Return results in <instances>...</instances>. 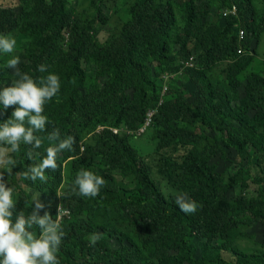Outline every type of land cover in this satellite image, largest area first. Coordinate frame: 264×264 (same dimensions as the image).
I'll list each match as a JSON object with an SVG mask.
<instances>
[{
	"label": "trees",
	"instance_id": "obj_1",
	"mask_svg": "<svg viewBox=\"0 0 264 264\" xmlns=\"http://www.w3.org/2000/svg\"><path fill=\"white\" fill-rule=\"evenodd\" d=\"M214 2L222 10L236 5L238 17L220 12L223 23L210 22ZM21 6L22 17L13 8L0 7V34L19 31L28 38L19 69L37 80L49 72L57 74L61 88L45 105L49 122L37 133L43 138L41 147L21 144L11 153L17 165L10 185L16 189V211L27 215L34 203L20 182L57 199L64 164L71 159L73 173L63 195L68 214L61 220L65 235L57 253L60 264H264V76L249 70L253 49L264 34V3L136 0L121 33L105 44L99 43L98 34L100 23L108 18L100 8L91 17L76 11L68 0H21ZM240 27L245 32L241 42ZM240 45L252 53L239 55ZM191 55L195 65L181 71ZM84 63L95 67V75ZM221 63H226L225 82L213 83L208 73ZM41 64L47 66L44 73L38 70ZM179 71L195 92L169 81L152 118L153 138L159 152L182 149L177 157L162 156L159 173L171 193H187L197 202L194 214L182 212L164 196L148 164L137 158L127 137L112 129L124 125L137 131L162 98L163 75ZM8 75L9 68L0 61V84ZM152 102L155 107L149 106ZM14 108L0 104V123ZM99 124L105 128L96 146L82 151V134ZM56 129L61 138L74 137L73 149L58 155L57 169H46L45 182L25 179L21 173L46 155L47 135ZM227 149L236 152L239 168L228 182L213 163L226 159ZM94 157L100 158L102 169L90 170L106 182L99 195L72 193L76 173ZM252 168L258 170L257 194L242 193L232 206L231 190L246 186L245 176ZM114 172L131 178L133 186L119 184ZM39 215H44L41 209ZM254 225L262 228V244L246 251L240 245L241 234ZM93 232L102 234L95 246L88 241Z\"/></svg>",
	"mask_w": 264,
	"mask_h": 264
},
{
	"label": "clouds",
	"instance_id": "obj_2",
	"mask_svg": "<svg viewBox=\"0 0 264 264\" xmlns=\"http://www.w3.org/2000/svg\"><path fill=\"white\" fill-rule=\"evenodd\" d=\"M16 44L13 35L0 34V53L10 56L6 66L14 70L11 84L0 88V104L5 109L15 106L11 117L0 123V169H3L0 171V264H60L57 253L65 235L60 223L64 210L58 207L56 220L47 212L41 216L39 210L44 205L38 197H33L34 207L29 214L17 212L14 189L4 179V173L11 174L17 165L11 153L18 152L21 144L31 145L34 149L41 147L43 138L37 133L44 132L49 122L43 114L45 105L58 95L61 88L57 74L49 72L37 80L22 72L18 67L20 57L13 55ZM38 70L44 73L47 66L41 64ZM47 140L50 143L45 149L46 155L39 163L32 164L21 173L25 179L45 182L46 169H57L58 155L66 150L71 151L75 143L72 136L61 138L58 129L49 133ZM105 183L102 176L82 167L75 175L71 192L94 198ZM175 203L186 214H194L199 207L187 193L176 194ZM101 238V233L93 232L88 237L89 244L95 246Z\"/></svg>",
	"mask_w": 264,
	"mask_h": 264
},
{
	"label": "rangeland",
	"instance_id": "obj_3",
	"mask_svg": "<svg viewBox=\"0 0 264 264\" xmlns=\"http://www.w3.org/2000/svg\"><path fill=\"white\" fill-rule=\"evenodd\" d=\"M136 0H68L69 4L75 8L76 11L90 15L91 17H95L98 9L100 8L101 11L105 14V16L108 18V21L106 23H100L101 30L98 34V40L99 43L105 44L108 38L112 36L119 35L122 31L123 25L126 21L130 19V11L131 8ZM257 6H263L264 0H256ZM0 7H10L15 9L17 14L22 13V6H21V0H0ZM222 9L219 8V3L214 2L213 3V10L212 15L208 19L211 21H219L223 23V20L221 18ZM22 17V14L20 15ZM177 20L178 25L180 28L183 27L184 22L182 21L180 14H177ZM13 35L16 40V50L13 53V55H18L20 57V65L24 62V54L26 49L29 47V39L24 37L19 31H16L15 33L11 34ZM61 44L63 47H66L67 44V38H63L61 40ZM175 47H177V44H174ZM253 49V47H252ZM255 57L251 64V67L249 68L250 71H256L264 76V34L261 36V41L259 44L255 45V49H253ZM10 58L9 55L0 53V61L6 65L7 60ZM226 63H221L218 66H216L213 70H211L208 74L213 83H219V82H225V75H224V67ZM84 68L87 70V72L90 75H95V67L93 65H87L83 64ZM13 69L9 68V75L2 81L0 84V88L4 86H8L11 84V81L13 79ZM169 72H166L167 74ZM164 74V75H165ZM172 74V78L169 80L175 81L176 84L179 86L185 87L189 92L193 93L195 92V88L193 85L188 82L183 77L182 72L178 73H170ZM163 75V83H165ZM246 75L247 73H244L240 78L242 81V86L239 88V92L241 96H244V86L246 83ZM101 83L103 84V79H100ZM161 81V80H160ZM170 82H168L170 84ZM167 83V84H168ZM155 104L152 102L149 104V106H154ZM155 107V106H154ZM154 109V108H153ZM104 124H99L95 129L89 128L82 134V150L87 147H95L97 137L102 135V131L105 128L103 126ZM108 125H106L107 127ZM119 128L120 131L118 134L122 137H127L128 143L130 146L133 147L134 151L136 152L137 158L141 159L143 162L148 164V166L151 169V176L155 180L156 184L160 188L161 192L164 194V196L175 203L176 194L171 193V189L168 187L167 182L162 177V175L159 173V165H160V159L162 156H168V157H177L179 154L182 153V149L179 148V151L175 150L174 148H169L165 151H157L156 149V142L153 138L155 134V129L151 125L143 132L136 133L135 131H130L125 127L124 125H121L120 127H112V129ZM227 158L226 159H215L213 160V163L216 165L217 170L221 173V175L224 177L225 181H229L230 177L233 176L238 171V166L236 164L237 162V154L233 149H227ZM71 159L65 162L64 169H63V176H64V183L60 187L57 199L53 198L49 195L47 191H40L36 189H32L28 187L27 185L20 182V187L24 188L28 195L33 197H38L39 201L44 205V207L41 209L43 213L45 212L49 213L53 220L57 219L58 214V207L61 206L64 210L63 213L60 216V223L66 214L68 212L64 209L63 205V195L67 191L68 188V180L70 175L73 173V167L71 163ZM85 169H96L100 170L102 169L101 160L98 157H94L90 162L89 165L85 167ZM0 171H3V169H0ZM258 174V170L256 168H252L250 170V175L246 178V186L241 188L240 185H235L230 193V202L232 206L235 205V200L242 194L246 196H252L256 195L258 191V185L256 184L254 178ZM11 174H8L7 172L4 173V179L8 182V185L13 188V186L10 185V178ZM114 176L117 179V182L124 187H131L133 186V180L131 178H127L124 175L120 173H115ZM16 193V189H14V194ZM54 215L56 218L54 219ZM262 228L258 225H254L251 228H247L243 230L241 237L242 240L240 242L241 247L246 251H253L257 248H259L262 244L263 240V234H262Z\"/></svg>",
	"mask_w": 264,
	"mask_h": 264
},
{
	"label": "built area",
	"instance_id": "obj_4",
	"mask_svg": "<svg viewBox=\"0 0 264 264\" xmlns=\"http://www.w3.org/2000/svg\"><path fill=\"white\" fill-rule=\"evenodd\" d=\"M222 15L224 17H229V16H232V17H238V7L236 5H232L230 8H225L223 11H222ZM238 35H239V41L241 42V40L244 38V35H245V32H244V29L243 28H239L238 29ZM238 54L239 55H243L247 52H250L252 53L251 50H247L245 49L243 46L240 45V47L238 48L237 50ZM183 66H182V69H185V68H188V67H193L195 65V60H194V56L191 55V57L186 60L185 62H182ZM180 71V72H181ZM172 74L170 73H167L164 75V79L166 80L165 83H164V87H163V90H162V94H161V100L158 102L156 108L154 109H151L148 111L147 113V116H146V119H145V122L143 123V125L137 130L135 131L136 133H141L143 131H145L152 123L153 121V116L155 113H157L158 111V107L162 104V100H163V95L165 94V92L167 91V88H168V82L169 80L172 78ZM120 131L119 128H115L113 129V132L114 133H118Z\"/></svg>",
	"mask_w": 264,
	"mask_h": 264
}]
</instances>
